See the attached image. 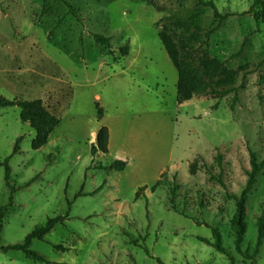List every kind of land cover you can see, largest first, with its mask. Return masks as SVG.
Masks as SVG:
<instances>
[{"label": "rangeland", "instance_id": "374dc122", "mask_svg": "<svg viewBox=\"0 0 264 264\" xmlns=\"http://www.w3.org/2000/svg\"><path fill=\"white\" fill-rule=\"evenodd\" d=\"M178 19L202 28L190 48L195 66L214 64L208 93L185 102L160 37ZM2 97L42 99L61 121L34 149L37 132L21 108L0 106V162L12 169L8 182L0 163V209L8 206L0 244L70 215L31 245L49 262L0 250V264H264V243L255 254L264 170L248 194L241 251L229 196L246 188L251 152L264 161V0H0ZM102 126L112 132L109 152L94 155ZM118 152L122 171L109 168ZM214 229L235 261L200 239L214 242Z\"/></svg>", "mask_w": 264, "mask_h": 264}, {"label": "trees", "instance_id": "16d2710c", "mask_svg": "<svg viewBox=\"0 0 264 264\" xmlns=\"http://www.w3.org/2000/svg\"><path fill=\"white\" fill-rule=\"evenodd\" d=\"M263 0H255V4L262 3ZM213 4V3H211ZM216 16L221 17V21L226 18V16L221 15L215 7ZM220 21V22H221ZM177 29L182 30V34H178ZM211 31H208L206 35L209 37ZM160 37L162 42L172 60L174 65L179 71V81H178V100L180 102H185L191 100L195 95L208 93V90L212 87L211 79L208 80L206 75H213L212 69L214 64L210 63L204 58L201 60L203 63V71L195 66L194 60L191 56L190 48H194L196 42L202 38V28L201 26L191 20H175L170 24L163 26ZM95 39L98 43L103 44L111 48V38L104 36L102 34H96ZM130 52V46L125 45L121 47V53L127 55ZM218 69L224 73L228 72L227 69L217 63ZM214 91V90H213ZM231 89L225 90L221 93H218L220 97L229 94ZM237 99V96H236ZM18 105L21 108V118L24 122L30 123V125L36 130L37 135L33 141V148L40 149L48 143V140L52 132L60 124L61 119L50 112L44 104L42 99H15L9 100L5 97L0 99V106H16ZM99 119L104 117L103 110L99 108L98 113ZM21 139L17 141L15 152H18L20 149ZM109 143H110V130L108 126H102L97 135V143L92 145V153L96 155L98 152L108 153L109 152ZM2 165L6 166V179L10 180L12 169L9 165V161L0 162ZM251 163L252 170L249 172V181L240 197L230 194L231 198L236 200V212L233 218V231L236 237V248L241 251L242 243L244 241V236L246 232L245 220H246V206L248 201V194L252 188V185L256 182L257 176L264 170V161H259L258 156L255 152H251ZM195 165V169H196ZM127 167V162L121 159H116L110 166V169H116L119 171L124 170ZM162 180L159 179L157 183L152 187V190H155ZM10 188L13 192L17 189L9 183ZM148 186L141 187L137 192V198H139L142 192ZM82 194V193H81ZM177 194V187L171 189V204L176 208L175 196ZM145 195V193H144ZM13 200V197H12ZM8 206H5L0 209V232L2 230L1 220L4 215L5 210ZM69 212L65 216H56L49 218L48 221L36 228L32 233H30L23 243L1 245L0 250L5 252L11 250H21L25 252L29 257L42 262H49L48 259L38 253L37 251L31 248V245L35 239L42 240L44 237L49 234L57 224L64 222L69 218ZM203 241H207L213 245L218 251L226 254L232 261H235L234 255L223 245L222 235L218 229H214V242L200 238ZM264 243V220L259 221V235L256 243L255 254H258L262 245Z\"/></svg>", "mask_w": 264, "mask_h": 264}, {"label": "crops", "instance_id": "0c3cea01", "mask_svg": "<svg viewBox=\"0 0 264 264\" xmlns=\"http://www.w3.org/2000/svg\"><path fill=\"white\" fill-rule=\"evenodd\" d=\"M100 129V128H99ZM99 129H97V130H95L94 132H93V141H95L96 139H97V135H98V131H99ZM111 141H112V132H111V130H110V144H111ZM116 159H121V160H124V161H126L127 160V157L125 156V154H123V153H121V152H118L117 154H116V157H115ZM127 162V161H126Z\"/></svg>", "mask_w": 264, "mask_h": 264}]
</instances>
